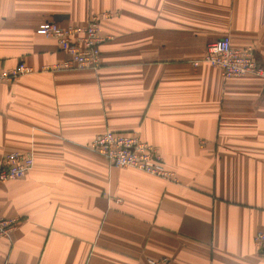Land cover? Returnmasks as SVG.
Listing matches in <instances>:
<instances>
[{
	"label": "crops",
	"instance_id": "0c3cea01",
	"mask_svg": "<svg viewBox=\"0 0 264 264\" xmlns=\"http://www.w3.org/2000/svg\"><path fill=\"white\" fill-rule=\"evenodd\" d=\"M103 13L98 70L0 83V165L33 158L0 182L19 220L0 264H264V82L191 65L227 35L264 66V0H0V70L66 60L37 27ZM104 131L136 133L174 181L111 167L89 149Z\"/></svg>",
	"mask_w": 264,
	"mask_h": 264
},
{
	"label": "built area",
	"instance_id": "2783aa9c",
	"mask_svg": "<svg viewBox=\"0 0 264 264\" xmlns=\"http://www.w3.org/2000/svg\"><path fill=\"white\" fill-rule=\"evenodd\" d=\"M110 17L108 13L92 16L83 26H59L54 22L41 23L36 33L56 41L59 49L68 58L51 66L35 69L25 63H19L10 70H0V83H13L20 77L42 72L68 70H92L100 67V45L104 38L99 34L101 21ZM201 64L209 65L220 72L224 79L252 76L264 82V66L256 62L255 50L248 46L234 49L229 36L211 42L205 55L191 62L197 68ZM89 149L102 157L113 168H128L160 179L174 181V174L163 167L162 159L156 149L140 140L136 133H116L104 131L90 143ZM33 166L30 153L9 152L0 165V182L23 179ZM119 202V201H117ZM18 219L0 216V238H7L17 227ZM254 247L264 252V233L253 238ZM146 264H168L167 259H147Z\"/></svg>",
	"mask_w": 264,
	"mask_h": 264
},
{
	"label": "water",
	"instance_id": "95a60500",
	"mask_svg": "<svg viewBox=\"0 0 264 264\" xmlns=\"http://www.w3.org/2000/svg\"><path fill=\"white\" fill-rule=\"evenodd\" d=\"M61 17L57 16V17H54V21L56 20H59Z\"/></svg>",
	"mask_w": 264,
	"mask_h": 264
}]
</instances>
